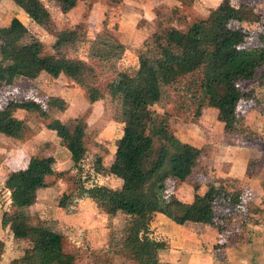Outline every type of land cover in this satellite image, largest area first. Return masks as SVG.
<instances>
[{"label": "rangeland", "instance_id": "1", "mask_svg": "<svg viewBox=\"0 0 264 264\" xmlns=\"http://www.w3.org/2000/svg\"><path fill=\"white\" fill-rule=\"evenodd\" d=\"M40 1L51 15L46 25L33 23L12 0H0V25L19 18L29 28L27 41L38 42L44 55L89 62L97 71L103 98L91 103L87 87L67 72L58 79L47 74L34 80L17 77L12 85L0 89V110L20 99L41 104L49 114L45 118L17 109L14 116L23 122L22 132L13 137L0 133V239L5 243L0 264H18L33 254L34 228L39 223L60 235L63 251L75 259L74 264H136L118 250L130 218L108 214L88 194L90 188L98 186L113 190L122 186L121 179L110 172L127 108L117 75L136 72L141 55L154 48L157 33L167 28L189 33L223 0H77L66 12L56 0ZM231 2L243 16L237 26L247 33L245 46L263 45L260 23L264 21V0ZM63 31H75L80 38L56 47ZM1 45L0 41V52ZM117 47L122 49L120 59L94 57L100 53L114 57ZM261 75L262 70L257 69L235 80L249 96L240 104L241 128L233 135L226 134L219 123L201 71L166 86L153 105L146 119L149 131L163 125L201 150L190 181L167 180L169 200L174 205L172 217L156 213L152 218L151 236L165 244L160 264H264V191L250 181L261 178L264 186ZM60 125L85 129L86 153L80 161L72 160L58 137ZM34 157L47 158L53 173L37 203L20 211L12 207L5 183L10 177L22 179ZM216 172L233 175L224 182L240 197L239 210L228 213L230 223L222 233L210 225L183 220L196 192L206 191L209 181L221 180L220 174L214 178ZM227 212L226 207H217L219 215ZM5 215L9 221L6 228Z\"/></svg>", "mask_w": 264, "mask_h": 264}, {"label": "trees", "instance_id": "2", "mask_svg": "<svg viewBox=\"0 0 264 264\" xmlns=\"http://www.w3.org/2000/svg\"><path fill=\"white\" fill-rule=\"evenodd\" d=\"M12 1L35 24L44 26L50 20V12L40 0ZM56 1L64 12L77 4V0ZM242 21L240 10L231 0H223L189 33L173 28L157 33L154 48L141 55L136 72L132 76L117 75L127 108L123 135L110 172L121 179L122 186L116 190L98 186L90 188L88 194L108 214H125L130 218L131 223L120 240L118 250L136 264H160L159 254L165 249V244L152 238V218L156 213L172 217L174 205L169 200L167 180L190 181L201 156L199 148L181 141L163 125L149 131L146 119L166 86L201 71L206 91L212 96L211 104L217 110L225 132L230 135L239 132V107L249 95L238 87L235 80L261 69L260 80L264 84V44L245 46L247 33L237 26ZM260 24L264 35V21ZM29 35V28L19 18H13L6 26L0 25V89L12 85L17 77L34 80L41 74H47L58 79L67 72L74 81L87 87L91 103L103 98L93 65L82 59L44 55L38 42L27 41ZM79 38L75 31H63L55 46L62 47ZM94 57L105 61L120 59L122 49L117 47L114 57H106L103 53L94 54ZM17 109L49 118L48 112L35 101L12 100L0 110V133L13 137L22 132L24 124L14 116ZM57 135L73 161L84 157L86 132L83 127L77 125L72 129L60 125ZM52 173L47 158L34 157L22 179L8 178L5 187L11 192L12 207L25 211L34 206L39 192L48 187L47 179ZM207 188L204 194L196 192L194 201L183 214V220L207 224L222 233L230 223L228 213L239 210L240 197L237 191H231L223 182L209 184ZM218 206L226 207L228 212L219 215ZM6 216L4 228L9 223ZM34 232L33 254L23 257L18 264L75 263V259L63 251L60 235L43 223L37 224ZM4 249L5 243L0 239V255Z\"/></svg>", "mask_w": 264, "mask_h": 264}, {"label": "crops", "instance_id": "3", "mask_svg": "<svg viewBox=\"0 0 264 264\" xmlns=\"http://www.w3.org/2000/svg\"><path fill=\"white\" fill-rule=\"evenodd\" d=\"M217 111V110H216ZM217 117H218V112H217ZM219 123L223 126V128H224V124L223 123H221L220 121H219ZM224 131H225V129H224ZM226 133V132H225ZM226 134H228V133H226ZM228 135H230V134H228ZM181 140V139H180ZM181 141H183V140H181ZM183 142H186V141H183ZM186 143H188V144H191V145H193V146H195V147H197L196 145H194V144H192V143H190V142H186ZM197 148H199V147H197ZM200 149V148H199ZM194 172V171H193ZM216 174L217 175H219L220 173H218V172H216L215 173V177L214 178H216ZM231 176H233L232 174H230L229 176H228V174H225V173H221L220 175H219V177H218V179L220 178L221 180H218L217 182H215V181H209V184H212V183H216V184H218V182H223L224 183V185H226V186H228V188L230 189V186L229 185H227V184H225V182H224V180L225 179H227V178H229V177H231ZM214 178H213V180H214ZM249 178H251V177H249ZM170 180V179H169ZM250 181H252L253 183H254V187L257 189V190H259L260 192L261 191H264V189H263V180L260 178V179H257V178H253V179H250ZM206 190V189H205ZM206 191H201V192H199V194H204ZM194 201V200H193ZM192 204V203H191ZM33 207V206H32ZM31 207V208H32ZM189 224V223H188ZM197 224H199V223H197ZM159 258H160V254H159ZM160 262H161V259H160Z\"/></svg>", "mask_w": 264, "mask_h": 264}]
</instances>
